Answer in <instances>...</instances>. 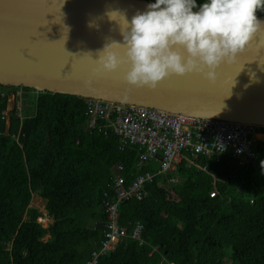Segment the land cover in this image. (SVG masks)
Masks as SVG:
<instances>
[{
  "label": "trees",
  "instance_id": "1",
  "mask_svg": "<svg viewBox=\"0 0 264 264\" xmlns=\"http://www.w3.org/2000/svg\"><path fill=\"white\" fill-rule=\"evenodd\" d=\"M21 89L20 118L13 107L6 123L16 88L0 87V264H86L103 239L111 169L121 166L129 185L139 151L89 130L86 100ZM255 155L243 166L186 155L173 174L145 185L142 200L118 206L127 237L97 264H264V142ZM156 170L151 163L140 171ZM33 196L45 202L46 228L30 207ZM135 224L140 240L131 238Z\"/></svg>",
  "mask_w": 264,
  "mask_h": 264
},
{
  "label": "water",
  "instance_id": "2",
  "mask_svg": "<svg viewBox=\"0 0 264 264\" xmlns=\"http://www.w3.org/2000/svg\"><path fill=\"white\" fill-rule=\"evenodd\" d=\"M150 2L0 0V87L264 127V33L254 35L233 63L222 64L211 83L202 74L173 75L148 90L124 83L126 65L97 70V52L121 41L119 25L106 13L122 10L130 18Z\"/></svg>",
  "mask_w": 264,
  "mask_h": 264
},
{
  "label": "clouds",
  "instance_id": "3",
  "mask_svg": "<svg viewBox=\"0 0 264 264\" xmlns=\"http://www.w3.org/2000/svg\"><path fill=\"white\" fill-rule=\"evenodd\" d=\"M258 10L264 11V0H153L130 18L122 10L109 11L121 41L97 52V70L109 73L126 65L124 83L148 90L173 75L202 74L214 82L222 64L233 63L254 35L264 33Z\"/></svg>",
  "mask_w": 264,
  "mask_h": 264
},
{
  "label": "built area",
  "instance_id": "4",
  "mask_svg": "<svg viewBox=\"0 0 264 264\" xmlns=\"http://www.w3.org/2000/svg\"><path fill=\"white\" fill-rule=\"evenodd\" d=\"M37 93V92H35ZM21 88L8 95L12 96L13 107L20 118L23 95ZM20 106V107H19ZM3 119L8 123L7 111ZM87 128L99 133H111L118 139L121 148L136 146L139 151L137 170L133 181L125 184L122 167L111 169L112 196L107 194L102 199V210L106 216L103 239L92 251L86 264H97L98 258L113 251L116 245L127 237V230L118 222V206L126 201H140L145 197L144 187L151 184L157 176L173 174L178 165L186 159L198 156L213 159H233L241 166L255 159V151L260 143L259 137L264 127L234 123L216 119L192 118L180 114L166 113L138 106H122L110 102L86 100ZM155 163V173L141 172L144 164ZM178 178L171 177L169 183H176ZM213 189L209 193L212 198ZM142 226L135 224L131 238L140 240ZM141 244V242H139Z\"/></svg>",
  "mask_w": 264,
  "mask_h": 264
},
{
  "label": "rangeland",
  "instance_id": "5",
  "mask_svg": "<svg viewBox=\"0 0 264 264\" xmlns=\"http://www.w3.org/2000/svg\"><path fill=\"white\" fill-rule=\"evenodd\" d=\"M102 102H104V101H102ZM114 104H117V103H114ZM13 105H14V103L12 101V96H9L6 111L10 112L13 108ZM122 106H132V105H122ZM102 135H104V134L102 133ZM258 138L263 141L264 136L263 137L258 136ZM127 147L137 148L136 146H127ZM137 150H138V148H137ZM44 204H45V202L42 199H40L37 196H33L32 201L30 203V207L37 209L41 213V218H39L37 220V222H39L44 228H46L52 222V220L47 216L46 212L44 211ZM45 239H46V237L44 238V240Z\"/></svg>",
  "mask_w": 264,
  "mask_h": 264
},
{
  "label": "bare ground",
  "instance_id": "6",
  "mask_svg": "<svg viewBox=\"0 0 264 264\" xmlns=\"http://www.w3.org/2000/svg\"><path fill=\"white\" fill-rule=\"evenodd\" d=\"M19 88H21V87H19ZM16 89H18V88H16Z\"/></svg>",
  "mask_w": 264,
  "mask_h": 264
}]
</instances>
